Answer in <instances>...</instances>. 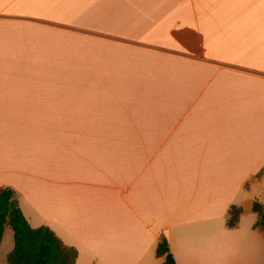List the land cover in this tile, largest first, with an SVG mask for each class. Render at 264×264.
<instances>
[{"label":"crops","instance_id":"0c3cea01","mask_svg":"<svg viewBox=\"0 0 264 264\" xmlns=\"http://www.w3.org/2000/svg\"><path fill=\"white\" fill-rule=\"evenodd\" d=\"M0 188L76 264H264V0H0Z\"/></svg>","mask_w":264,"mask_h":264},{"label":"trees","instance_id":"16d2710c","mask_svg":"<svg viewBox=\"0 0 264 264\" xmlns=\"http://www.w3.org/2000/svg\"><path fill=\"white\" fill-rule=\"evenodd\" d=\"M254 210L260 215L258 226L264 230V205L257 202ZM240 214V208L234 206L230 209V227L238 224ZM8 225L14 230L15 240V246L7 257L9 264H76L77 249L65 245L49 227H32L19 205L15 191L0 188V246ZM157 255L164 259L162 264H177L166 236L160 237Z\"/></svg>","mask_w":264,"mask_h":264},{"label":"rangeland","instance_id":"374dc122","mask_svg":"<svg viewBox=\"0 0 264 264\" xmlns=\"http://www.w3.org/2000/svg\"><path fill=\"white\" fill-rule=\"evenodd\" d=\"M48 72L50 73L49 75H53L54 73V69L53 67H42L40 66V77H50V76H41V75H48ZM46 73V74H45ZM71 89V91L74 89V87H70V86H63L60 90L55 89V87L53 86H44L40 85V94H54L56 92H63V93H69V90ZM78 91H80V89L78 88ZM6 238L4 240L2 249H1V253H0V264H8L7 263V258L6 256L8 255V251H11L9 249H13L14 247V230L11 226H7L6 227ZM11 247V248H10Z\"/></svg>","mask_w":264,"mask_h":264}]
</instances>
